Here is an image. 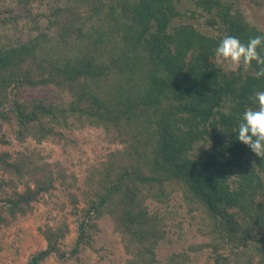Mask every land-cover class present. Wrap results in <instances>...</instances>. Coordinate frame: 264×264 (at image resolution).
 Returning a JSON list of instances; mask_svg holds the SVG:
<instances>
[{"label":"trees","instance_id":"trees-1","mask_svg":"<svg viewBox=\"0 0 264 264\" xmlns=\"http://www.w3.org/2000/svg\"><path fill=\"white\" fill-rule=\"evenodd\" d=\"M258 34L264 0H0V264H264V158L234 133L264 64L214 54ZM85 128L82 175L50 160Z\"/></svg>","mask_w":264,"mask_h":264},{"label":"clouds","instance_id":"clouds-1","mask_svg":"<svg viewBox=\"0 0 264 264\" xmlns=\"http://www.w3.org/2000/svg\"><path fill=\"white\" fill-rule=\"evenodd\" d=\"M258 49H264V34L252 36L245 43L239 37L225 35L214 50L218 60L231 66L248 68L253 61L264 64V56ZM257 79L264 77V69L255 73ZM252 106L241 113L235 136L257 156L264 158V91H256L251 97Z\"/></svg>","mask_w":264,"mask_h":264},{"label":"rangeland","instance_id":"rangeland-1","mask_svg":"<svg viewBox=\"0 0 264 264\" xmlns=\"http://www.w3.org/2000/svg\"><path fill=\"white\" fill-rule=\"evenodd\" d=\"M221 63L232 67L227 61H224L221 59ZM37 96H47L50 100H55L60 98V94L52 87L46 88V89H40L33 93ZM99 131L95 129H82V130H75L72 135L77 138L79 145L77 146H69L68 152H63L61 150L60 146H57L51 142H44L42 143V147H45V151H50L52 153V157L50 160L53 159H64L65 162L70 166L71 169L75 170L76 172H79L81 175L83 174V170L88 166L90 162H93L97 157L102 156L107 150L104 148L106 147V144L101 140L99 137ZM35 144V143H33ZM72 160L73 163L71 164L69 161ZM59 193V192H58ZM62 200L63 195H61ZM51 203L50 204H42L40 206V214L37 216L36 220L37 223H41L40 220L43 221L46 220L47 214L51 211ZM57 211H54L53 214H55ZM56 215V214H55ZM57 214L56 216H58ZM49 217V216H48ZM50 223H54V219H48ZM71 237H68V240H70ZM109 244L114 246V248L118 251V253L122 252L121 244H117L116 241H113L111 238L108 239ZM122 254V253H121Z\"/></svg>","mask_w":264,"mask_h":264}]
</instances>
